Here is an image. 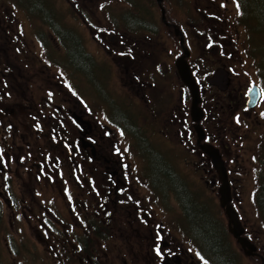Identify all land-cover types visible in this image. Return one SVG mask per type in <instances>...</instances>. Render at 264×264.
<instances>
[{"label": "flooded vegetation", "instance_id": "af4514ba", "mask_svg": "<svg viewBox=\"0 0 264 264\" xmlns=\"http://www.w3.org/2000/svg\"><path fill=\"white\" fill-rule=\"evenodd\" d=\"M188 1L191 2L181 0V10L164 6L162 2L165 22L156 0H151L153 7L148 10L124 7L120 11L123 30L119 33L97 28L81 12L82 16L86 15L91 32V39L84 42H50L49 46L48 42H19V37L12 34L6 42H0V209L7 212L3 215L0 211L1 256L9 250L15 259V248L27 253L28 229L31 228L41 247L35 243L36 252L31 251V255H35L36 262L32 264H218L215 262L219 249L215 242V216H219L215 215V207L212 209L186 183L171 163L172 152L168 151L176 145V154L189 158L187 163L196 166L201 190L212 200L214 197V201L217 197L219 204L221 182L211 159L202 149V145L207 144L219 149L227 172L231 205L242 225V235L256 247L255 255L247 257L264 262V254L261 249L258 251L254 234L235 203L244 132L239 133L236 113L231 111L240 108L237 101L242 97L229 89L230 71L221 66L228 72L229 86L220 90L210 83L215 69L202 71L203 63L198 58L191 59L188 49L187 63L199 86L202 110L199 124L203 138L198 142L190 94L178 76L175 60L172 64L162 61L161 65L157 61V42L161 34L164 42L178 43L181 34L184 44L207 42L202 48L208 49L209 57L216 62L215 55L220 48L226 53V46L233 42L232 30L237 32L234 40L239 42L237 25L241 22L243 6L233 0L235 11L228 13L227 6L222 7L225 1L215 5V0H205L204 6L199 4L195 8L188 6ZM71 2L76 9L79 2ZM106 2L100 1L98 8L102 9ZM157 8L164 31L159 24L154 28L155 24L143 22L144 13ZM66 12L72 20L76 19L70 7L64 10ZM220 21L225 27H218L216 31L215 23ZM205 23L211 29L205 27ZM244 24L246 28V22ZM61 26L58 18L53 25V38L57 35L65 40ZM17 29L22 35L21 25L18 24ZM71 30H68L69 36ZM250 37L243 36L245 42ZM215 42L218 43L215 45ZM88 43L97 47L90 51L85 45ZM60 47L71 52V60L76 53L80 59H74V63L85 66L89 77L93 73L104 78L105 71L112 69L114 62L120 85L113 87L114 96H119L131 112L123 107L113 112L97 109L91 94V97H82L74 85L76 74L70 78L62 73L66 67L73 71L69 59L61 64L57 56L50 55L51 48L59 51ZM181 54L182 51L178 56ZM152 67L156 71L148 75ZM173 68L178 87L169 91ZM37 73L44 76L42 81L35 80ZM146 77H151L148 83ZM157 80L159 85L156 86ZM62 83L65 86L61 89L59 84ZM255 84L264 98V84L261 81ZM91 85L93 87V82ZM168 96L172 99L167 100ZM244 97L246 103V91ZM122 108L125 110L122 117L119 114L116 117ZM253 109L245 107L243 112H248L250 118ZM154 126L161 127L158 132L167 140L165 142L175 145L166 150L158 148L160 144H156L152 136ZM167 162L181 182L169 176ZM169 201L176 203L181 216L174 222L171 219L168 225L156 208H164ZM221 211L224 214L222 208ZM201 217L211 223L212 243L200 239L207 237L200 230L203 226L190 230L185 225L200 222ZM226 229L228 231L227 224ZM237 246L243 251L239 244ZM204 249L214 255L212 263L203 258ZM45 255L51 257V262H43ZM17 263L25 264L22 260Z\"/></svg>", "mask_w": 264, "mask_h": 264}, {"label": "rangeland", "instance_id": "374dc122", "mask_svg": "<svg viewBox=\"0 0 264 264\" xmlns=\"http://www.w3.org/2000/svg\"><path fill=\"white\" fill-rule=\"evenodd\" d=\"M71 1L72 0H0V42H6L7 39H10V34L13 36L17 35V37H19V42H48L49 46L51 45L50 42H84L89 38L91 39V32L85 21L86 15L90 18V20H92V23H94L97 28H109L110 31L119 33L123 30V28H121L120 18L122 14L120 11L124 7L136 6L142 8L143 10H148L153 7L151 0H107L106 6H104L102 9L101 7L98 8L99 2L102 0H76L79 2V4L76 3L75 9L73 6H71ZM220 1L221 3L222 1H225L223 6L221 3L220 5L222 7L227 6L225 10L228 13H233L235 11V4H233V0H215V5ZM167 2L169 7H176L178 10L182 9L179 7V0H167ZM257 2L259 4V0H244L243 9L240 14L241 22L237 25L239 26V42L234 40V38L236 39L237 32H233L232 30V34L234 36L233 42H230L231 44L226 46L228 49L226 52L227 54L222 50L223 47L221 46L222 48H220V50L215 55V59H217L216 62H213L209 57L210 53L208 52V49L204 47L202 48V46H205L207 42H203L200 45L198 42H185V44L190 50L191 59L198 58L200 62L203 63L202 71L209 69L208 72H213L214 69L216 71L221 66H224L227 70H229L230 76L232 77L229 89L236 94H241V100H243V102L241 103L240 98L237 101L240 102V108H238V110L231 109L233 113H236L235 121L240 125L238 126L236 124L239 133L243 135L244 132V141L242 143L244 148L240 150L243 160L239 164L242 166L239 167V173L236 175V184L238 187L235 203L240 208L241 213L244 215V222L246 223L248 229L254 234L255 242L259 246L258 251L261 249V253L263 252L264 254V98H261L253 110H250V118L247 114L248 112H243L245 111L244 103L246 98L244 97V94L246 89H248L252 83L261 81L264 84V10L260 11V5L257 9ZM165 4L166 1L164 2V5ZM199 4H203L204 6L206 2L205 0H191V2L188 1V6L193 8ZM239 5L242 7L240 2ZM68 7L72 9V15H74L76 18L75 20H72L73 18L69 12H66V14L64 13V10ZM81 12H84L86 15L82 16ZM106 12L108 14H106ZM177 17L181 18L179 15ZM231 17L234 19V16ZM58 18L62 23V26L60 27V30L62 31L61 36L65 40L59 39L57 35H55L56 39L53 38V25H55V22ZM142 18L143 22L145 23L155 24L156 27L154 28H157V24H159L160 30L164 31V25L160 22V13L158 8L151 12H145ZM52 19H55L53 24L50 23ZM37 20L39 22H37ZM123 22L126 23L127 21L123 19ZM244 22H246V28H244ZM18 24L21 25L22 35L17 33ZM205 27L211 29L210 25L207 23H205ZM218 27L224 28L225 26L220 21L219 23H215L216 31ZM69 28L72 29L70 31L71 36H69ZM246 34L251 36L248 42H245V37L243 38V36ZM12 39L13 42H15V38L13 37ZM113 40H115V38ZM163 40L164 36L161 34L159 39L160 42H157V61H159L160 65L162 61H167L172 64L178 54L181 53L179 43L177 41L164 42ZM217 43L215 42V45ZM85 45L90 51H93L94 47H97V44L91 45L88 43ZM109 47L112 46L110 45ZM168 50H171V53H169ZM70 53L71 52L67 53L66 50L62 49L61 47L59 48V51L52 48L50 51V55L57 56L61 64H66V60L68 61L69 59V62H71L70 67L73 69V71H70L69 68L66 67V70H63L62 73L70 78H72L73 74H76L75 77L77 79L74 81V85L78 93L82 97H91V94L93 98H91L92 102L95 104L94 107L97 109L102 108L105 111L113 112L117 108H125L122 102L118 99L119 96H114L115 92L113 91V87L120 86L118 80H116V76L118 77L119 74L115 63L113 62L114 64H111L113 66L112 69L110 67L108 68V71H105L104 78H100L97 74L96 75L98 77H96V75H93V73L92 76L89 77L87 75L88 70L85 68V66H80V64L74 63V59L80 58L77 57L75 53V56L71 60ZM107 60L110 61L109 58H107ZM90 61L92 60L90 59ZM155 71L156 70L154 67L150 68L148 75ZM34 76L36 81H42V79H44L42 74L37 73L36 75L34 74ZM150 80L151 77H149L147 83ZM174 80H176V76L174 74L173 68L170 85L171 87L169 91L178 87ZM178 81L180 84H182L180 80ZM64 82L68 83L67 79H65ZM92 82L93 87L91 85ZM155 82L156 86L159 85V80ZM62 86L65 85H63V83L61 85L59 84L61 89L63 88ZM104 88H107V91ZM61 92L63 91H60L59 93ZM171 99L172 98L168 96L167 100ZM123 108L121 112L116 114V117L118 114L120 117H122V113L125 112ZM126 110L128 113L131 112L130 109ZM254 120L255 122L250 125L249 122ZM247 127L249 129H246ZM158 128L161 127H152L153 131H156L155 133L152 131L153 140L156 142V144H160L158 148L166 150L169 149L168 146L175 145L173 142H165L167 140L162 137L163 135L161 133L158 132ZM131 151L134 150L131 149ZM168 151L172 152V155L170 156L171 163L183 176L186 183H189L191 188L200 195L199 197L202 200H206L211 205L212 209L215 207V215L219 216L220 219L216 216L215 218L222 224L228 235L227 248H230V252L233 253V257L231 258L232 264H260L259 259L244 256L242 251L238 248L235 240L227 232L226 218L224 217V214L218 204V198L215 197L214 201V197L212 200L206 192L201 190L200 184H202V182L199 180V175L196 173V166L187 163L189 158L185 159L180 157L179 154H176L175 151L178 152L176 145L175 148H171ZM139 161L140 163L138 162V165L141 164V160ZM172 167L173 166L167 162L169 176L173 179H176L179 176L174 172ZM156 168L157 167H155L154 172ZM159 176L162 178L161 175ZM13 181L15 180L13 179ZM175 182H181V180L178 178V180H175ZM215 195H217L216 191ZM47 202L52 203L51 201ZM53 203H55V201H53ZM156 209L157 214L162 217L168 225L171 219L174 222L177 221L181 216L178 206L173 201H169L168 205H166L164 208L162 206L161 208ZM0 211H3V209H0ZM2 214L6 215L7 212L3 211ZM177 224L180 225V222ZM210 224L211 223L209 219L205 217H201V221L195 222L194 224H191L190 222L189 224L185 223L186 227H188L190 230L194 229L195 226H203L200 227V230L206 234L207 239L202 236L200 239L212 243L214 235L211 232L209 226ZM34 226L35 225H33V227ZM30 231L31 228L28 229V252L25 253L23 250L15 248L17 255H15V259H13V256L10 254L7 248V254L3 256L0 255V261L5 264H14V262L19 264L17 261L21 260L22 262L24 261L25 264H32L33 261L36 262L35 255L32 257L31 251L36 252V249L34 248L35 243L37 244L38 248L41 249V247L36 242L35 233L32 234ZM225 253L226 252L221 249V255L223 257L226 256ZM43 262H51V257L45 255Z\"/></svg>", "mask_w": 264, "mask_h": 264}, {"label": "water", "instance_id": "95a60500", "mask_svg": "<svg viewBox=\"0 0 264 264\" xmlns=\"http://www.w3.org/2000/svg\"><path fill=\"white\" fill-rule=\"evenodd\" d=\"M163 0H156L157 4L161 8V19L165 22L164 9L162 7ZM178 29H175L176 35H178ZM180 47L182 49V54L175 59V67L178 76L182 83L187 87L190 97H191V115L193 121H195L194 128L198 136V142L203 138V129L199 124L202 116V110L199 107V86L195 81L194 76L191 73L190 67L187 63V57L189 56V50L185 47L183 42V37L180 34ZM215 80V82H214ZM210 83L215 84L220 90H225L229 86L228 72L219 68L215 71L214 75L210 78ZM247 100L245 103L246 109H253L259 98L260 89L257 85H251L246 91ZM202 149L211 159L216 172L218 173L220 179V186L218 189L219 193V204L224 210V214L227 218V227L229 233L235 238L236 242L240 245L243 250L244 255L253 256L255 255L256 247L247 238H245L243 233L242 225L239 221L237 212L231 205V196L229 182L227 180V172L224 166V162L219 153V149L211 147L207 144L202 145ZM260 264H264L262 261Z\"/></svg>", "mask_w": 264, "mask_h": 264}, {"label": "trees", "instance_id": "16d2710c", "mask_svg": "<svg viewBox=\"0 0 264 264\" xmlns=\"http://www.w3.org/2000/svg\"><path fill=\"white\" fill-rule=\"evenodd\" d=\"M129 1H131V0H129ZM165 1H166L165 6L166 5L168 6L167 0H165ZM179 1L181 4V0H179ZM239 2L243 6L244 0H239ZM259 5H260V11H263L264 10V0H259V4L257 2V4H256L257 9H258ZM260 188H261V186H260ZM205 238L207 239V237H205ZM215 242L216 243L218 242L219 248L221 247L215 253V262H217L218 264H231V262H232L231 258L233 257V253L230 252V248H227L228 247V244H227L228 235L226 233L225 228L222 226V224L220 222H218V220L216 218H215ZM209 248H210V246H209ZM221 249H223L226 252L225 257H223L221 255ZM203 257L205 259H207L210 263H212V261L214 260V255L211 254V250L204 249Z\"/></svg>", "mask_w": 264, "mask_h": 264}]
</instances>
